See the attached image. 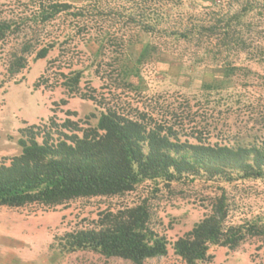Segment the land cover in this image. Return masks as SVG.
I'll use <instances>...</instances> for the list:
<instances>
[{
  "label": "rangeland",
  "instance_id": "rangeland-1",
  "mask_svg": "<svg viewBox=\"0 0 264 264\" xmlns=\"http://www.w3.org/2000/svg\"><path fill=\"white\" fill-rule=\"evenodd\" d=\"M62 1L84 15L76 21L65 12L43 23L31 0H0V20L18 26L0 41V164L20 153L21 127L49 123L51 116L58 124L70 118L95 125L90 115L107 106L128 116L146 111L167 118L182 140L264 149V0ZM141 22L152 28L146 31ZM27 40L55 46L45 58L37 59L36 51L27 55L26 67L14 73V54ZM76 70L82 79L70 94L64 82ZM231 177L197 175L168 184L147 179L124 195L54 208L0 206V214L34 218L41 227L35 244L48 250H36L32 264H134L91 250L63 253L51 243L55 235L91 227L106 208L146 200L149 225L167 237L169 250L142 264H184L173 242L211 213L222 192L229 223L264 222V182ZM211 252L214 259L203 264H264V239L248 237L236 249L213 246Z\"/></svg>",
  "mask_w": 264,
  "mask_h": 264
},
{
  "label": "trees",
  "instance_id": "trees-1",
  "mask_svg": "<svg viewBox=\"0 0 264 264\" xmlns=\"http://www.w3.org/2000/svg\"><path fill=\"white\" fill-rule=\"evenodd\" d=\"M31 2L38 6L37 16L43 23L65 12L76 21L84 15L83 8H75L78 6L69 1ZM12 23L0 20V41L16 31L18 26ZM140 24L146 31L152 28L151 24ZM54 46L53 42L24 41L21 54H14L18 57L12 71L17 73L26 67L27 55L36 51L37 59L45 58ZM81 79V70H76L64 82L70 94L79 91ZM90 116L97 118L95 125L84 126L82 120L70 118L58 124L51 116L49 123L21 127L17 140L20 153L0 164V206L39 204L54 208L79 198L124 195L147 179L168 184L189 176L214 180L232 178L237 173L241 178L264 182V149L260 146L231 147L205 143L201 138L196 142L182 140L175 123L146 111L128 116L107 106L98 116ZM213 203L210 214L173 242L174 252L184 264L211 262L215 257L213 246L236 249L248 237L264 239V222L258 218L228 222L230 206L225 192ZM150 217L146 200L109 207L98 213L91 227L55 235L51 247L63 253L91 250L142 264L165 256L169 250V240L150 227Z\"/></svg>",
  "mask_w": 264,
  "mask_h": 264
},
{
  "label": "crops",
  "instance_id": "crops-1",
  "mask_svg": "<svg viewBox=\"0 0 264 264\" xmlns=\"http://www.w3.org/2000/svg\"><path fill=\"white\" fill-rule=\"evenodd\" d=\"M23 217L0 214V264H32L36 253L45 249L42 244H35V234L42 232L41 227L35 226L34 218Z\"/></svg>",
  "mask_w": 264,
  "mask_h": 264
}]
</instances>
